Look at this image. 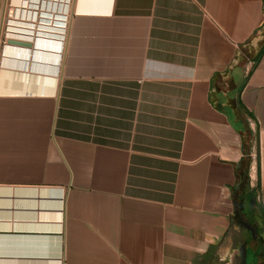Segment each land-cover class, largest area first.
Masks as SVG:
<instances>
[{
  "label": "crops",
  "instance_id": "obj_1",
  "mask_svg": "<svg viewBox=\"0 0 264 264\" xmlns=\"http://www.w3.org/2000/svg\"><path fill=\"white\" fill-rule=\"evenodd\" d=\"M243 244L264 264V0H0V264Z\"/></svg>",
  "mask_w": 264,
  "mask_h": 264
},
{
  "label": "water",
  "instance_id": "obj_2",
  "mask_svg": "<svg viewBox=\"0 0 264 264\" xmlns=\"http://www.w3.org/2000/svg\"><path fill=\"white\" fill-rule=\"evenodd\" d=\"M10 44L16 45V46H23V47H31L32 45L30 43L26 42H21V41H9ZM243 204V202L241 203ZM243 217V215H242ZM244 223V226L251 232L252 236L256 238V228L254 225L248 221L247 219H244L243 221H240V223ZM240 262L239 264H247V256H248V251H247V246L243 244L240 247Z\"/></svg>",
  "mask_w": 264,
  "mask_h": 264
},
{
  "label": "rangeland",
  "instance_id": "obj_3",
  "mask_svg": "<svg viewBox=\"0 0 264 264\" xmlns=\"http://www.w3.org/2000/svg\"><path fill=\"white\" fill-rule=\"evenodd\" d=\"M53 2H54V0H53ZM67 18H68V16H66L64 19H66L65 21H64V23L61 21V25H62V27H63V25H65L66 24V22H67ZM55 18H51V20H50V26L51 27H54L56 24H55ZM55 24V25H54ZM56 27V26H55ZM62 27H61V29H62ZM66 27V26H65ZM252 259H253V253L251 252V251H249L248 252V259H247V262H248V264H250L251 263V261H252Z\"/></svg>",
  "mask_w": 264,
  "mask_h": 264
},
{
  "label": "bare ground",
  "instance_id": "obj_4",
  "mask_svg": "<svg viewBox=\"0 0 264 264\" xmlns=\"http://www.w3.org/2000/svg\"><path fill=\"white\" fill-rule=\"evenodd\" d=\"M54 46L56 50L60 49V44L56 43Z\"/></svg>",
  "mask_w": 264,
  "mask_h": 264
},
{
  "label": "flooded vegetation",
  "instance_id": "obj_5",
  "mask_svg": "<svg viewBox=\"0 0 264 264\" xmlns=\"http://www.w3.org/2000/svg\"><path fill=\"white\" fill-rule=\"evenodd\" d=\"M245 218L244 217H242V219L240 220V221H243ZM245 223V222H244ZM244 223L242 222V224L244 225Z\"/></svg>",
  "mask_w": 264,
  "mask_h": 264
},
{
  "label": "trees",
  "instance_id": "obj_6",
  "mask_svg": "<svg viewBox=\"0 0 264 264\" xmlns=\"http://www.w3.org/2000/svg\"><path fill=\"white\" fill-rule=\"evenodd\" d=\"M261 51H263V49H261Z\"/></svg>",
  "mask_w": 264,
  "mask_h": 264
}]
</instances>
